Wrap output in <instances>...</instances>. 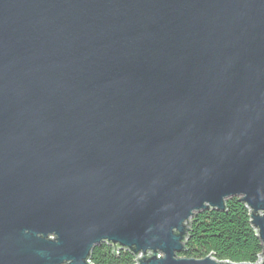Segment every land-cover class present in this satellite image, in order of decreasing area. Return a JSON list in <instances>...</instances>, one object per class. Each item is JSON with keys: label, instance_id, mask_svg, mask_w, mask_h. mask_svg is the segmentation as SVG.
Masks as SVG:
<instances>
[{"label": "water", "instance_id": "95a60500", "mask_svg": "<svg viewBox=\"0 0 264 264\" xmlns=\"http://www.w3.org/2000/svg\"><path fill=\"white\" fill-rule=\"evenodd\" d=\"M232 197L264 264V0H0V264H237L180 256Z\"/></svg>", "mask_w": 264, "mask_h": 264}, {"label": "trees", "instance_id": "16d2710c", "mask_svg": "<svg viewBox=\"0 0 264 264\" xmlns=\"http://www.w3.org/2000/svg\"><path fill=\"white\" fill-rule=\"evenodd\" d=\"M187 227L185 250L180 256L204 258L212 255L237 264H254L260 259L263 249L251 222V211L239 197L227 199L224 211L197 212ZM90 261L93 264H134L135 256L129 250L103 242L94 247Z\"/></svg>", "mask_w": 264, "mask_h": 264}, {"label": "built area", "instance_id": "2783aa9c", "mask_svg": "<svg viewBox=\"0 0 264 264\" xmlns=\"http://www.w3.org/2000/svg\"><path fill=\"white\" fill-rule=\"evenodd\" d=\"M134 264H135V262H134Z\"/></svg>", "mask_w": 264, "mask_h": 264}]
</instances>
